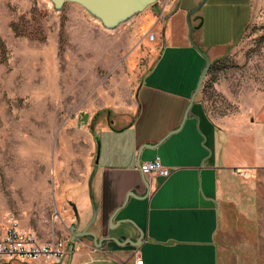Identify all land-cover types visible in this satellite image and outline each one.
Listing matches in <instances>:
<instances>
[{
	"label": "rangeland",
	"instance_id": "1",
	"mask_svg": "<svg viewBox=\"0 0 264 264\" xmlns=\"http://www.w3.org/2000/svg\"><path fill=\"white\" fill-rule=\"evenodd\" d=\"M202 1L180 0L156 34L143 24L157 3L106 31L74 4L56 12L46 0H0L1 224L11 213L42 242L68 240L72 203L86 193L93 167L92 132L107 117L132 118L148 69L158 85L164 76L189 77L197 59L196 88L205 59L184 46L187 14ZM189 23L192 39L200 34L201 50L214 58L201 88L206 110L225 130L242 119L264 123V0H207ZM161 30L162 52L154 57L147 36L158 41ZM80 113L89 116L79 128ZM256 178L261 227L254 238L261 244L254 253L264 251V169Z\"/></svg>",
	"mask_w": 264,
	"mask_h": 264
},
{
	"label": "crops",
	"instance_id": "2",
	"mask_svg": "<svg viewBox=\"0 0 264 264\" xmlns=\"http://www.w3.org/2000/svg\"><path fill=\"white\" fill-rule=\"evenodd\" d=\"M179 2L170 0L162 13L156 6L154 16L143 24L150 25H146L145 32H155L154 28L167 23ZM196 26L200 32V25ZM161 33L160 40L155 38L152 42L154 57L162 52V30ZM193 41L199 48L205 43L200 34ZM188 46L192 47L189 39L184 47ZM199 67L196 59L189 77L164 76L159 78L158 85L150 80L153 73L148 74V69L136 92V112L132 118L123 122L107 117L105 126H99L95 132L101 137L102 150L91 184L97 218L89 230L98 239L137 237L131 224L110 229L109 223L129 192L145 194L141 163L159 157L171 171L166 179L143 175L149 185L148 197H130L127 207L113 220L135 222L144 234L141 245L121 247L104 241L99 249L92 240H78L70 253L67 236L68 254L56 264H135L137 258L143 264H263L264 251L256 249L257 254L254 253L261 244H257L254 235L261 227L257 221L261 197L256 172L264 169V123L242 119L225 130L206 110L200 90L183 126L172 133L189 105L197 79L194 74ZM162 84L169 89L162 88ZM72 204L74 219L67 228L75 224L82 230L92 218L88 180L86 193L79 194ZM4 226L0 223V234ZM0 264L27 263L15 260Z\"/></svg>",
	"mask_w": 264,
	"mask_h": 264
},
{
	"label": "water",
	"instance_id": "3",
	"mask_svg": "<svg viewBox=\"0 0 264 264\" xmlns=\"http://www.w3.org/2000/svg\"><path fill=\"white\" fill-rule=\"evenodd\" d=\"M51 8L59 12L62 10L63 6L67 3L69 4H74L81 8L93 21L98 23L104 30L106 31H113L117 29L120 25L128 22L131 20L133 17L136 15L141 14L144 12L146 9L149 7L153 6L155 3H157V0H46ZM207 0H203L202 3L194 10L190 11L187 14V23H188V39L192 47L197 51L199 55H201L205 59V66L201 72V75L199 77L197 86L190 98L189 105L185 111V114L183 116L182 122L179 125V127L172 131V133L178 132L181 127L183 126L188 113L190 111V108L199 93V91L202 88L204 79L206 78L208 71L211 66V61L208 55H206L193 41L192 39V27L189 23V17L191 14L195 13L198 11L206 2ZM88 113H80L78 119H77V127H81L83 124L87 122L88 119ZM82 121V123H81ZM82 124V125H81ZM92 135L94 136L95 139V145H96V150H95V155H94V166L93 170L88 178V193H89V199H90V205L92 209V218L90 222L80 231L78 232L75 237L71 238L70 244H69V252H72L73 249V242L74 239H79V238H86V239H91L95 245H99L102 243V241H113L116 243L118 246L124 247L126 245H129L133 248H138L144 238V234L140 228H138L135 224V222L128 220V219H122L118 220L115 223L113 222L116 214L121 210L124 209L127 205V200L132 197L136 200H143L146 199L149 195V185L147 181L145 180L144 176L141 175V180L143 185L145 186V194L140 195L136 192H129L123 205L117 209L114 214L110 218V229H115L121 224H131L137 231V237L127 239L125 236H122L120 238H114V237H105L104 239H98L97 235L89 230L90 226L93 225L96 221L97 218V206L94 202L93 195H92V189H91V184L93 177L96 173L97 169V164H98V159H99V152H100V143L97 135L92 132ZM144 147L148 148H153V146L145 145ZM142 147V148H144ZM141 148V149H142ZM136 210V209H135ZM78 227H74L71 229V232L74 230H77Z\"/></svg>",
	"mask_w": 264,
	"mask_h": 264
},
{
	"label": "built area",
	"instance_id": "4",
	"mask_svg": "<svg viewBox=\"0 0 264 264\" xmlns=\"http://www.w3.org/2000/svg\"><path fill=\"white\" fill-rule=\"evenodd\" d=\"M169 1L163 0L160 3L157 0L161 13L164 12ZM147 37L150 42L155 40L153 33H149ZM139 170L145 176L155 175L165 179L171 174L170 169L162 164L159 157L141 163ZM67 254L66 240L53 238L42 242L33 232L23 230L14 215L7 214L3 233L0 234V261L18 260L27 264H56ZM135 264H143V261L137 258Z\"/></svg>",
	"mask_w": 264,
	"mask_h": 264
},
{
	"label": "flooded vegetation",
	"instance_id": "5",
	"mask_svg": "<svg viewBox=\"0 0 264 264\" xmlns=\"http://www.w3.org/2000/svg\"><path fill=\"white\" fill-rule=\"evenodd\" d=\"M74 227H76L75 226V224H72L71 226H70V229L68 228V238H69V243H70V240H71V238H73V237H75V235L78 233V232H80L81 230H74L73 232H71V229L72 228H74ZM83 241V240H86V241H91V239H86V238H79V239H74V242H73V245H74V243L76 242V241ZM92 243H93V241H92ZM94 244V243H93ZM105 244H104V241H102V243H100L99 245H93V246H95V247H98L99 249L100 248H102L103 246H104Z\"/></svg>",
	"mask_w": 264,
	"mask_h": 264
},
{
	"label": "trees",
	"instance_id": "6",
	"mask_svg": "<svg viewBox=\"0 0 264 264\" xmlns=\"http://www.w3.org/2000/svg\"><path fill=\"white\" fill-rule=\"evenodd\" d=\"M211 67V66H210ZM209 72V71H208Z\"/></svg>",
	"mask_w": 264,
	"mask_h": 264
}]
</instances>
